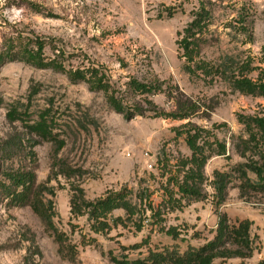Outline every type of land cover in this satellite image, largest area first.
<instances>
[{
	"label": "rangeland",
	"instance_id": "rangeland-1",
	"mask_svg": "<svg viewBox=\"0 0 264 264\" xmlns=\"http://www.w3.org/2000/svg\"><path fill=\"white\" fill-rule=\"evenodd\" d=\"M196 13L207 18L188 63L181 41ZM37 40L44 63L60 69L16 54ZM11 43L0 65V264H117L149 250L183 253L211 241L222 216L251 222V255L213 264H264V186L241 173L264 163V142L248 141L258 131L251 120L264 119V97L233 86L264 83V0H0V52ZM90 69L107 93L74 75ZM132 82L151 92H134ZM188 133L199 135L206 160L201 193L181 197L168 180L182 181L191 167H183L192 157ZM217 173L225 176L221 197ZM19 174L32 182L22 203L8 196ZM35 196L49 223L33 210ZM110 197L130 210L90 215V204ZM171 228L176 240L166 235Z\"/></svg>",
	"mask_w": 264,
	"mask_h": 264
},
{
	"label": "trees",
	"instance_id": "trees-1",
	"mask_svg": "<svg viewBox=\"0 0 264 264\" xmlns=\"http://www.w3.org/2000/svg\"><path fill=\"white\" fill-rule=\"evenodd\" d=\"M194 16L195 19L190 24L189 28L184 30V38L181 41L183 56L188 63L194 62L195 50L198 45V35L201 33L202 24L204 20L207 18V14H204V18L201 14L196 13ZM13 43L9 45V47L4 51V53L0 52V65L3 64L7 59L10 58L11 52L13 50ZM45 47V43L40 40L35 41L33 43V49L28 50V45L21 47L19 53H16L18 56L22 55V60L26 63L34 65L36 67L45 68H61L56 62L44 63L43 61V50ZM190 70V67H188ZM74 75L76 78L80 80H87L92 88L102 89L105 93L108 92V88L106 84L103 83V77L98 78L97 73L94 69H90L86 73H81L75 71ZM88 76V77H87ZM88 78V79H87ZM234 88L246 95H259L264 97V83L253 84L248 79H235L233 82ZM129 87L136 93H150V88L144 85H141L136 82L130 83ZM142 93V94H143ZM108 102L112 110L116 113L122 114L124 108L121 103L114 97L113 94L108 96ZM131 114H126L125 118L128 119ZM133 117V116H132ZM130 117V118H132ZM173 117V116H172ZM176 117V116H174ZM185 116H178L179 119L184 118ZM251 124L256 127L257 132L249 131V142L254 143V147L258 148L261 145V142H264V119H252ZM199 135L194 133L193 135L187 134L186 136V144L188 148L192 152L191 159L187 160L183 163V167L187 169L182 177V181H178L179 177L177 174L173 177H170L169 185L173 184V187L177 188V193L181 197L185 196H193L200 194V189L198 187L199 182L202 180L201 178V169L205 163V157H202L201 148L197 146V139ZM261 148V147H260ZM221 151L225 152V147L221 146ZM260 155L264 158V153H260ZM264 160V159H263ZM247 171L242 170L241 173L244 177L247 176V172H250L256 176L258 181H261V186H264V163L262 165H251L246 166ZM224 175L219 173L216 174V179L213 182L214 191L217 196H222V190L224 188ZM12 184L15 186L13 192H10L8 196H10L12 201L17 202H25L29 200V192L31 189L32 182L29 177L24 174L14 175L12 178ZM36 202L33 203V210L41 215V217L47 223L50 222V218L48 216L46 207L41 204L37 197L35 196ZM40 206V207H39ZM88 207L91 208V216H94L96 219L98 217H103L106 214L110 213L114 209H124L126 211L130 210L128 207L126 208L124 203L116 202L115 198H107L105 200L98 201L97 203L90 204ZM41 208V209H39ZM153 210V209H151ZM100 229H103L105 225L103 223H99ZM250 228L251 222L248 220L237 221L235 224H230L228 218L226 216L220 217L218 221V225L215 231V236L211 241H207L204 245L194 248L188 247L187 250L183 253L179 252L178 249H170L164 248L161 251L159 250H149L147 257L144 259H137L135 261H118L117 264H213L215 260L222 259H233L240 258L245 259L251 255L252 242L250 238ZM166 235L173 240L178 238V233L174 228L168 229L166 231ZM199 236L198 234L195 235ZM194 236V237H195ZM139 246L134 247L133 250H137Z\"/></svg>",
	"mask_w": 264,
	"mask_h": 264
},
{
	"label": "built area",
	"instance_id": "built-area-1",
	"mask_svg": "<svg viewBox=\"0 0 264 264\" xmlns=\"http://www.w3.org/2000/svg\"><path fill=\"white\" fill-rule=\"evenodd\" d=\"M152 166L151 165H149V168H151Z\"/></svg>",
	"mask_w": 264,
	"mask_h": 264
}]
</instances>
